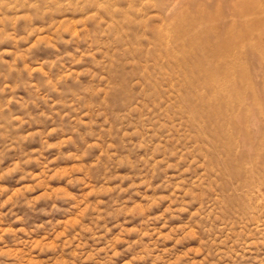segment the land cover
Here are the masks:
<instances>
[{"label":"rangeland","instance_id":"374dc122","mask_svg":"<svg viewBox=\"0 0 264 264\" xmlns=\"http://www.w3.org/2000/svg\"><path fill=\"white\" fill-rule=\"evenodd\" d=\"M0 264H264V0H0Z\"/></svg>","mask_w":264,"mask_h":264}]
</instances>
